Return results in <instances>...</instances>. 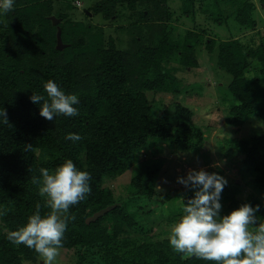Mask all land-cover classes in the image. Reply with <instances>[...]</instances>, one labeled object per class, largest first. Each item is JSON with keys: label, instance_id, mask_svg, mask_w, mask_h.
Here are the masks:
<instances>
[{"label": "trees", "instance_id": "obj_1", "mask_svg": "<svg viewBox=\"0 0 264 264\" xmlns=\"http://www.w3.org/2000/svg\"><path fill=\"white\" fill-rule=\"evenodd\" d=\"M76 1L68 0L69 9H77ZM176 1L180 7H174ZM205 1L85 0L86 18L101 15L112 23L125 17V25L115 29L132 33L125 48L118 43L125 40H119L122 33L115 38L105 28L54 15L61 0H14L12 10L0 16V110H6L8 120L6 124L0 118V264L39 261L34 250L10 243L7 232L25 226L37 203L42 215L49 211L31 177L39 176L40 168L52 172L68 159L91 176V193L70 208L69 215L76 219L69 221L62 241L61 249L72 252L74 264H215L174 252L169 230L161 232L162 237L149 235L142 218H153L156 212L144 213L146 203L164 198L165 205L173 198L158 189L164 160L138 166L142 153L166 148L188 157L196 153L198 159L209 151L203 166L214 162L212 142L195 123L196 112L172 99L177 93L173 66L194 68L201 42L207 52H216L218 68L230 76L233 97L225 116L231 131L221 138L222 156L240 180L219 169L206 171L227 181L219 216L244 204L259 205L256 226L264 222V41H256L258 21L253 16L259 6L264 9V0H207L209 6ZM226 4L243 32L253 33L245 41L234 36L217 41L197 26H179L191 15L197 22L202 7L204 12L205 6L220 11ZM51 16L61 23L53 25ZM58 28L63 50L57 49ZM49 80L78 97L74 107L79 115L52 121L40 116V106L30 97L46 96L43 85ZM151 92L170 95L171 100H150ZM69 133L82 139L66 140ZM26 145L33 150L25 151ZM134 166L131 181L115 187L113 182ZM191 198L193 190L174 210L177 216L170 224L182 217ZM105 209L109 211L104 216L87 223Z\"/></svg>", "mask_w": 264, "mask_h": 264}, {"label": "clouds", "instance_id": "obj_2", "mask_svg": "<svg viewBox=\"0 0 264 264\" xmlns=\"http://www.w3.org/2000/svg\"><path fill=\"white\" fill-rule=\"evenodd\" d=\"M13 3L14 0H0V16L9 13ZM43 87L46 96L32 94L30 97L31 102L40 106L41 117L52 121L60 115H79L74 107L79 103L76 95L65 94L52 80ZM0 118L8 123L6 110H0ZM65 139L77 142L82 137L69 133ZM24 150L32 151L33 146L26 145ZM39 173L31 177V183L38 186L39 195L44 198L43 206L49 211L42 215V205L37 203L27 224L8 231L7 239L16 246L34 250L43 264H54L63 247L68 223L76 219L69 215V210L91 193V176L87 171L78 170L71 159L52 172L40 168ZM178 183L193 190L194 198L184 203V214L170 226L167 238L174 252L215 264H264V222L256 226L259 205L255 208L250 204L241 205L221 218V194L227 184L222 176L203 169L192 170L186 179H178Z\"/></svg>", "mask_w": 264, "mask_h": 264}, {"label": "rangeland", "instance_id": "obj_3", "mask_svg": "<svg viewBox=\"0 0 264 264\" xmlns=\"http://www.w3.org/2000/svg\"><path fill=\"white\" fill-rule=\"evenodd\" d=\"M68 0H61V3L56 5L55 14L61 13L67 15L69 20L72 22H82L86 25H97L99 27L105 28L108 35L118 38L121 34L119 40L125 39L122 42H118L120 46L124 48L127 47V39L132 40V33L121 31H116L115 29L125 25L123 19L125 17H120L121 19L113 20L112 23H107L101 15L86 18L85 8L86 5L81 1L83 7L77 9H69ZM91 1H89L90 3ZM56 3V2H55ZM204 4L208 5L207 0ZM174 7L181 6V3L176 1L173 3ZM64 8V9H63ZM203 7L198 12L196 17L197 22L192 19V15L186 18H182L179 26L183 28H202L207 35L206 37H212L217 41L230 39L232 36L236 38H244V41L248 39L249 34H253L250 31L243 32L244 29L237 23L235 17L232 16V9L230 5L226 4L222 9L217 11L214 8L204 7L208 12L202 11ZM205 13H208L205 15ZM253 16L258 21V26L256 30V41L260 43L264 41V9L257 10ZM128 18H126L127 20ZM217 19H221V22L217 23ZM127 24V23H126ZM128 25V24H127ZM181 28V29H183ZM136 31V30H135ZM133 32V31H132ZM180 33H184V30H179ZM136 33V32H135ZM207 41V38H205ZM204 42H201L196 50L197 65L194 68L185 67L182 64H177L173 66L175 83L174 87L177 90L175 95H172V99L177 100L184 106L194 110L196 112L195 123L203 128L207 132L210 140L212 142V157L214 162L211 166H203L207 162V157H209V151H204V159H198V154L193 153L190 157L182 153L174 152L169 148L165 151H157L152 154V151L148 153H142L138 163H144L147 161H158L164 160L160 178L158 180V189L163 195H170L173 199L168 204H162L161 200L164 198H159L158 202L146 203L144 207V213L152 210L156 212L153 218L148 219L146 217L142 218L143 224L150 228V236L162 237L161 232L164 230H169L170 220L173 216H177L175 209L179 208L185 199L186 195H190L191 190L185 188L184 185L178 183V179L187 177L188 173L192 170L200 171L203 169L207 171L209 169H219L220 171H225L233 179H239L240 177L236 174V170L229 163V159L223 158L224 144L221 138L225 137V133L231 131L230 128L225 127V116L226 111L232 103L233 97L229 91L230 76L224 71L220 70L217 65V55L216 52H207L205 50ZM150 100H158L164 98L166 102L171 100L170 95L155 94L153 92L149 93ZM172 100V101H173ZM164 103V102H162ZM160 102V104L162 105ZM259 129V128H258ZM251 128H246L244 134H248ZM251 136V135H249ZM249 136H242L243 138H248ZM197 158V159H196ZM201 163V164H200ZM138 166L132 167L126 174L119 177L118 180L113 182V185L120 186L122 184H128ZM248 190L249 187H247ZM72 252L69 253L68 250L60 249L59 255L56 257L54 264H74L71 257ZM34 264V263H26ZM36 264H43L41 258Z\"/></svg>", "mask_w": 264, "mask_h": 264}, {"label": "water", "instance_id": "obj_4", "mask_svg": "<svg viewBox=\"0 0 264 264\" xmlns=\"http://www.w3.org/2000/svg\"><path fill=\"white\" fill-rule=\"evenodd\" d=\"M50 19H51L53 25H59V23H61V21H62V19H59L56 16H51ZM65 46L66 45H64L63 40H62V30H61V28H58V32H57V49L58 50H63L65 48ZM108 211H109V209H105V210H102V211L94 214L92 217L87 219V223L90 224L92 222H96L99 218L104 216Z\"/></svg>", "mask_w": 264, "mask_h": 264}, {"label": "built area", "instance_id": "obj_5", "mask_svg": "<svg viewBox=\"0 0 264 264\" xmlns=\"http://www.w3.org/2000/svg\"><path fill=\"white\" fill-rule=\"evenodd\" d=\"M76 6L79 7V8L82 7V3H81V1H79V0L76 1Z\"/></svg>", "mask_w": 264, "mask_h": 264}]
</instances>
